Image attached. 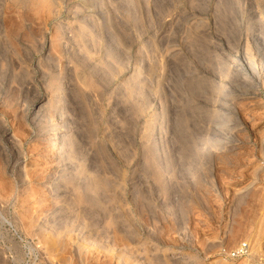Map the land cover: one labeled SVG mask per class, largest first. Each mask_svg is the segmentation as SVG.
I'll return each instance as SVG.
<instances>
[{
	"label": "rangeland",
	"instance_id": "1",
	"mask_svg": "<svg viewBox=\"0 0 264 264\" xmlns=\"http://www.w3.org/2000/svg\"><path fill=\"white\" fill-rule=\"evenodd\" d=\"M0 264H264V0H0Z\"/></svg>",
	"mask_w": 264,
	"mask_h": 264
},
{
	"label": "built area",
	"instance_id": "2",
	"mask_svg": "<svg viewBox=\"0 0 264 264\" xmlns=\"http://www.w3.org/2000/svg\"><path fill=\"white\" fill-rule=\"evenodd\" d=\"M248 245L245 242H240L238 244H236L230 251H229V255L233 258L236 257H242L244 255L247 254L248 252Z\"/></svg>",
	"mask_w": 264,
	"mask_h": 264
},
{
	"label": "bare ground",
	"instance_id": "3",
	"mask_svg": "<svg viewBox=\"0 0 264 264\" xmlns=\"http://www.w3.org/2000/svg\"><path fill=\"white\" fill-rule=\"evenodd\" d=\"M179 138V137H178ZM181 140L180 142L182 143V147L184 149L185 152L189 151V147H188V142H189V139L187 136H185V134H181L180 133V139ZM183 152V153H185Z\"/></svg>",
	"mask_w": 264,
	"mask_h": 264
}]
</instances>
